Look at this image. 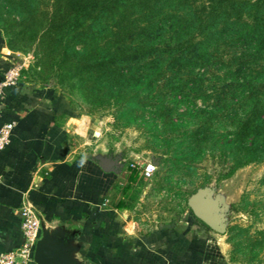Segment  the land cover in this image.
Listing matches in <instances>:
<instances>
[{
  "label": "trees",
  "instance_id": "obj_1",
  "mask_svg": "<svg viewBox=\"0 0 264 264\" xmlns=\"http://www.w3.org/2000/svg\"><path fill=\"white\" fill-rule=\"evenodd\" d=\"M53 1L62 59L74 38L88 48L74 62L85 80L106 81L115 101L124 92L120 102L132 89L139 101L153 99L166 123L185 125L180 150L163 153L171 168L206 145L230 159L222 179L264 161V0ZM163 88L185 113L168 106Z\"/></svg>",
  "mask_w": 264,
  "mask_h": 264
},
{
  "label": "rangeland",
  "instance_id": "obj_2",
  "mask_svg": "<svg viewBox=\"0 0 264 264\" xmlns=\"http://www.w3.org/2000/svg\"><path fill=\"white\" fill-rule=\"evenodd\" d=\"M53 2L0 0V33L5 50L11 66L19 70L18 80L58 91L91 122L93 147L99 146L105 161L118 168L124 186L118 194L123 196L131 225L144 234L187 224L190 219L201 222L192 214L188 200L204 189L211 199L221 202L213 214L221 216L224 231L210 230L220 237L225 263L264 264V161L244 165L222 179L220 174L227 169L230 159L206 145L197 150L196 157L185 151L187 155L181 163L171 168L163 161L168 154L163 153L180 150L177 146L183 144L185 125L172 127L166 123L157 103L153 99L137 100V92L132 89L128 100L120 102L124 92L111 95L117 97L115 101L107 92L106 81L85 80L79 74V64L74 62L84 56L86 46L74 38L64 41L67 58L62 59L58 31L51 30ZM168 93L167 88L160 91L168 106H173L176 114L185 113L184 105H173ZM196 104L204 103L198 99ZM179 120L191 121L192 125L196 121L188 117ZM225 123L228 124L225 130L230 129L228 119ZM147 161L156 166L151 176L128 172L131 162Z\"/></svg>",
  "mask_w": 264,
  "mask_h": 264
},
{
  "label": "crops",
  "instance_id": "obj_3",
  "mask_svg": "<svg viewBox=\"0 0 264 264\" xmlns=\"http://www.w3.org/2000/svg\"><path fill=\"white\" fill-rule=\"evenodd\" d=\"M10 66L0 33V81ZM9 122L11 141L0 151V254L22 244L19 209L28 203L42 225L73 238L80 264H226L220 237L198 220L144 234L131 225L118 168L93 147L91 122L63 94L23 80L5 86L0 127Z\"/></svg>",
  "mask_w": 264,
  "mask_h": 264
},
{
  "label": "water",
  "instance_id": "obj_4",
  "mask_svg": "<svg viewBox=\"0 0 264 264\" xmlns=\"http://www.w3.org/2000/svg\"><path fill=\"white\" fill-rule=\"evenodd\" d=\"M221 202L209 197L204 189L195 192L188 200L192 214L210 229L223 232L221 216L213 214L219 209ZM67 231L59 226H41V235L38 239L33 260L36 264H80L76 253L78 244H74L72 237L66 236Z\"/></svg>",
  "mask_w": 264,
  "mask_h": 264
},
{
  "label": "built area",
  "instance_id": "obj_5",
  "mask_svg": "<svg viewBox=\"0 0 264 264\" xmlns=\"http://www.w3.org/2000/svg\"><path fill=\"white\" fill-rule=\"evenodd\" d=\"M19 70L10 66L4 73L3 79L0 81V97L3 94L4 87L14 84L18 80ZM13 122L5 123L0 127V151L7 148L11 141V131ZM130 170L137 169L142 177H149L156 169L152 161L144 164L131 162ZM21 217V231L23 234L22 244L10 251L0 254V264H29L33 260V252L35 245L41 235V218L35 208L28 203H23L19 209Z\"/></svg>",
  "mask_w": 264,
  "mask_h": 264
}]
</instances>
